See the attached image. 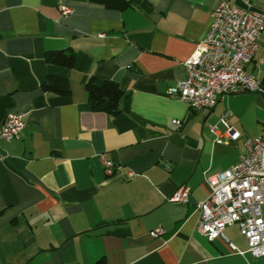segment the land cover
<instances>
[{"label":"crops","instance_id":"0c3cea01","mask_svg":"<svg viewBox=\"0 0 264 264\" xmlns=\"http://www.w3.org/2000/svg\"><path fill=\"white\" fill-rule=\"evenodd\" d=\"M127 1L118 10L0 0V126L9 114L24 121L18 139L0 138V264H264L236 226L224 235L237 252L196 230L207 179L262 133L264 97L228 95L193 113L167 93L185 79L183 64L220 3L260 9L264 0ZM60 6L71 14L61 17ZM58 50L75 55L72 68L45 62ZM246 72L264 79V29ZM91 76L124 92L119 114L91 111ZM48 77L66 80L69 94L45 92ZM104 161L118 169L105 174ZM182 186L188 202L169 203ZM157 227L163 233L152 237Z\"/></svg>","mask_w":264,"mask_h":264},{"label":"built area","instance_id":"2783aa9c","mask_svg":"<svg viewBox=\"0 0 264 264\" xmlns=\"http://www.w3.org/2000/svg\"><path fill=\"white\" fill-rule=\"evenodd\" d=\"M61 17L71 10L60 6ZM264 29V6L253 9L220 3L211 14V23L204 38L190 58L184 62L186 77L168 90V95L187 104L189 111L198 113L212 109L216 102L228 95L258 94L264 97V79L248 74L246 66L257 49V37ZM229 114L220 117L228 126ZM173 124L179 125L177 120ZM24 127L22 114H9L0 126V138L18 139ZM213 132L217 126L209 125ZM217 143H222L218 138ZM107 175L118 167L111 161L103 162ZM208 196L196 204L197 232L207 241L224 240L229 248H237L224 235L227 227L236 226L247 242V253L264 256V128L256 137L247 138L244 150L233 166L207 179ZM189 188L182 186L169 199V203H187ZM161 227L150 235L158 237Z\"/></svg>","mask_w":264,"mask_h":264},{"label":"trees","instance_id":"16d2710c","mask_svg":"<svg viewBox=\"0 0 264 264\" xmlns=\"http://www.w3.org/2000/svg\"><path fill=\"white\" fill-rule=\"evenodd\" d=\"M90 1L104 5L108 9L124 10L131 7L127 0ZM44 60L52 65L72 68L75 62V55L65 50L46 51L44 53ZM42 89L45 92H53L59 95L69 94L67 81L56 77H48L42 84ZM84 90L92 112L109 116H115L120 113L119 107L125 98V94L115 82L97 76H91L84 83Z\"/></svg>","mask_w":264,"mask_h":264},{"label":"water","instance_id":"95a60500","mask_svg":"<svg viewBox=\"0 0 264 264\" xmlns=\"http://www.w3.org/2000/svg\"><path fill=\"white\" fill-rule=\"evenodd\" d=\"M120 108H121V106H120Z\"/></svg>","mask_w":264,"mask_h":264}]
</instances>
